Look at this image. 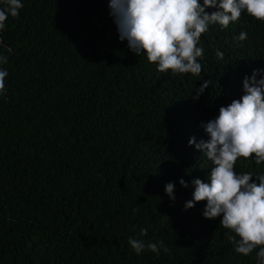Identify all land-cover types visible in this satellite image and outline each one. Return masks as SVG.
Wrapping results in <instances>:
<instances>
[{"label":"trees","instance_id":"1","mask_svg":"<svg viewBox=\"0 0 264 264\" xmlns=\"http://www.w3.org/2000/svg\"><path fill=\"white\" fill-rule=\"evenodd\" d=\"M21 2L0 32L8 58L0 69L9 73L0 95V264H256L255 251H234L222 217H204L206 202L185 205L191 181L210 183L213 166L189 139L208 140L202 124L264 69V22L244 12L227 29L210 25L198 44L201 74L173 75L119 39L109 0ZM241 31L247 39H234ZM235 169L256 183L264 175L254 157ZM129 237L163 240L170 251L137 255Z\"/></svg>","mask_w":264,"mask_h":264},{"label":"clouds","instance_id":"2","mask_svg":"<svg viewBox=\"0 0 264 264\" xmlns=\"http://www.w3.org/2000/svg\"><path fill=\"white\" fill-rule=\"evenodd\" d=\"M6 7L0 8V32L5 29L9 15H19L24 7L21 0H3ZM110 15L114 18L119 39L128 41L130 50L137 56L145 55L149 63L157 65L161 73L199 75L204 49L198 44L210 25L227 29L230 23L238 22L246 12L255 20L264 22V0H109ZM208 8L217 9L209 13ZM234 39L244 41L247 32L241 31ZM11 53V49H8ZM216 56L223 60L224 53L216 50ZM8 58L0 55V63ZM9 73L0 69V95L6 94L5 80ZM258 77H261L258 79ZM212 84L204 81L195 90L199 97ZM244 94L229 105L221 106L219 115L202 124L208 140L196 143L189 139V146L195 145L202 156L212 162L210 183L200 178L191 181L194 188L192 199L186 202L185 210L194 208L199 202H206L203 215L207 219H220V226L229 230L226 238L234 251L248 257L256 252V264H264V175L237 173L235 166L240 158L254 157L255 164H264V69L253 70L243 80ZM179 183L189 187L180 179ZM175 184L165 185L167 195L175 201ZM168 218V217H167ZM234 233V234H230ZM139 235L146 237L147 228H141ZM128 243L137 255L145 250L160 254L170 249L163 240L156 242L129 237ZM258 249V251H256Z\"/></svg>","mask_w":264,"mask_h":264}]
</instances>
